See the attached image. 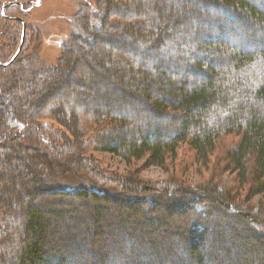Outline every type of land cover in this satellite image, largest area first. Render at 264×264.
Listing matches in <instances>:
<instances>
[{
    "label": "trees",
    "instance_id": "obj_1",
    "mask_svg": "<svg viewBox=\"0 0 264 264\" xmlns=\"http://www.w3.org/2000/svg\"><path fill=\"white\" fill-rule=\"evenodd\" d=\"M186 1L102 0L99 5L106 16L100 25L82 30L79 25L85 24L87 14L75 20L55 66L48 67L35 52L21 53L8 67L0 63V264H117L122 256L113 245L110 262L105 260L109 255L103 254L100 234L93 230L83 227L82 232L90 234L87 240L74 233L58 239L48 232L50 222L74 221L70 212L90 202L101 213L106 202L123 203L134 223L143 227L155 218L160 223L179 221L166 213L175 209L188 224L181 227L182 234L192 235L187 237L190 251L181 255L188 264L230 259L237 263L239 257L218 253L226 238L216 235L215 226L228 219L238 225L234 229L247 226L264 244V201L255 207L252 199L235 197L211 181L200 188L152 185L138 178V170L128 178L106 179L88 155L109 153L128 165L147 158V166L163 168L188 142L205 163L214 156L218 139L235 135L240 141L226 153L227 168L237 173L241 185L249 186L246 193L251 198L264 196V0L192 3L208 15L215 13L211 19L210 15L199 19L193 12L185 15L190 6H174ZM10 4L1 9L8 12ZM240 12L245 21L255 23L251 32L257 45L231 40L230 33L239 30L234 25ZM179 15L181 21L174 22ZM223 16L232 23L222 24ZM204 28L211 29L206 36L201 35L207 34ZM165 31L171 36L165 38ZM192 34L197 42L203 41L196 49L200 45L204 56L182 70L190 56L184 49L195 47L187 40ZM149 51L158 54L147 59ZM64 87L67 93L62 94ZM111 97L121 98L126 107L115 105ZM129 104L141 107L138 116ZM63 201H77L78 209L53 214V204ZM101 213L91 219L98 220V226ZM211 235L215 238L209 244L211 252L200 251L198 241L206 242ZM58 240L62 247L56 253L50 242ZM144 245L145 254L152 245ZM141 261L138 254L127 264Z\"/></svg>",
    "mask_w": 264,
    "mask_h": 264
},
{
    "label": "rangeland",
    "instance_id": "obj_2",
    "mask_svg": "<svg viewBox=\"0 0 264 264\" xmlns=\"http://www.w3.org/2000/svg\"><path fill=\"white\" fill-rule=\"evenodd\" d=\"M101 1L102 0H0V9L3 5L19 2L16 3L18 5L10 7L8 12H4V10L2 9L0 10V63L9 62L16 54L21 44L23 27L25 26L26 41L24 43L22 55H30L35 52L43 59L48 67L55 66L60 59L63 44L71 38L72 32H74L75 30L73 28L75 20L81 21L83 19L81 17L87 14V19H85L86 21H83V23L85 24L80 23L79 25V29L82 30L84 28H88L89 25H100L99 23L103 20L102 16H106L105 11L99 5ZM195 1L196 0H187L186 2H182V4H174V6L179 8L180 5L187 7L190 6L189 11H186L184 14L189 15L190 12H193L194 14L198 15L199 19H202L200 18L202 17L201 15H210V19L217 17L213 12H211V14L209 12L208 15V13L202 12L198 7L193 8L192 3H196ZM203 4H206V2L204 0H202V2L199 0V6ZM168 6L171 7V4H168ZM241 13L242 12H240V14H237V18L235 19L238 23L234 25V27L238 28L239 30L231 32L232 34L230 33L229 36H231L232 39L231 37L230 39L232 41L245 40L244 42H246L247 44H251L252 42L253 44L257 45L256 41L252 39L256 36L251 32V30H253V28L255 27V23L251 20L249 22L245 21L246 15ZM241 15H244L245 18L241 17ZM181 17L179 15V17L175 18L173 21L180 22ZM223 18L222 24L230 25V23H232L229 17L223 16ZM210 19H207L208 22L211 21ZM169 21L172 22V20ZM192 25L194 29V27L197 26V22ZM107 29L109 30V26L107 27ZM204 30L207 32V34L201 33L202 36H206L211 32V29L208 28H204ZM162 34L165 38L169 35L168 32ZM195 35L196 34H192L190 38H187L188 42L191 45H195V47L189 46L188 48L184 49V52H188L190 56L185 59V61L187 62L181 64L182 70L184 68L187 69L189 65H193L192 62L195 63V60L197 61V59L203 58L204 56L201 48H199L200 45L196 49V45L202 44L203 41L199 40V42H197L195 40ZM107 40L111 42L109 38ZM216 42L219 41L216 40ZM86 51L88 52V50ZM162 52H167V50H163ZM145 54L147 59H150L155 58L158 53L157 51H149ZM101 76L106 78L108 75L103 72L101 73ZM185 80L187 81L190 79L185 77ZM100 88L102 89V87ZM109 91L111 92V90ZM112 92L114 94L115 90H112ZM60 93H67L66 88L64 87V89H61ZM111 100L115 105L120 107H126L127 105L126 102L121 100V98L118 99L116 97H111ZM129 105H132L129 106V108L136 111L135 113L138 116L140 114L139 111L141 110V107L137 105L133 106V104ZM44 122L47 125L52 124L48 121ZM54 125V128L57 131L64 132V135L70 137L69 134L65 133V129L59 128L58 124ZM239 141L240 138L236 137L235 135L224 134V136H222L217 141V148L214 156H212L210 160L205 163L202 162L200 158H198L196 152L189 146L188 142L185 144L182 143L177 151V156L174 159L169 158L163 168H160L158 166H147V158H144L141 161H134L131 165H128L120 157L109 153L91 151L88 152V155H92L93 162L99 170L98 173L100 174V177H105L106 179H110L115 176L128 178L130 177V174H133L138 170V178L152 185H156L155 183H170L185 187L200 188L204 184H207L208 181H211L215 184L220 185L222 188H225V190H231L232 194L235 195V197L243 199L247 197L252 199L253 201L251 200L252 203L250 204L258 207V204L264 201V196L260 195L251 198L246 193L249 186L241 185L238 180L237 173L234 171H230L227 168L226 153L228 150L230 151L232 147L236 146ZM8 177L12 176L8 175ZM106 203L108 207H106L102 213L94 207V205L97 204L93 202H90L87 207L79 209L75 206L79 204L77 201H73L72 203H69L67 201L55 203L53 204L52 208L54 209L53 214H56L60 211L63 212L71 208H77L78 211L70 212V215H73L74 217V221L66 222L67 220H65L55 224L50 222L48 232L52 231V233H55L53 234L56 235V237L54 238L58 239H60L61 237L70 238L71 234L74 233L77 236H80L81 238L87 240V238L90 236L89 232L93 230L94 234H100V236H93V238L97 237L99 238V240H101L100 246L103 245V254L107 252L109 255L105 260L109 259L110 262V247H113V245L118 256H122L119 257L121 258V260H119L117 264H127V260H131V258L135 257V255L138 256V254L142 257V261L140 264H165L166 261H168L170 264L189 263V261L181 260V255L183 250L190 251L191 245L187 246V237H192V235L188 234L189 232L182 234L181 227H186L188 226V224L185 222V218L179 216L175 209V211H167L166 213L172 215L171 217L175 219L178 218L179 221L172 220V222L160 223L159 220L155 218L154 221L150 220L151 224L144 223L143 227L142 225H138L136 222L134 223V221L131 219L132 216L130 214L129 208L126 207L123 203L119 202L120 204H118L117 202L111 201H109V203ZM101 205L103 206L104 204L102 203ZM40 210H45V205L41 207ZM185 210L186 209H184V211ZM211 211L219 212L218 210L214 209H212ZM100 213L102 216V224L98 226V220L94 223L93 221H91V219L96 218L100 215ZM141 215L143 216L142 213ZM49 219L53 220L54 216ZM125 221H128L129 224L127 223L128 225H126L124 223ZM233 221L234 220L228 219L222 226H215V228L217 229V231H215L216 235L223 234V236H225L226 238V241L221 244V250L218 251V253L221 255L229 254L232 255V257L239 258L236 261L237 263H235V261H231L230 259L222 261L221 263L218 262L217 264H225L231 262L233 264H238L242 263V261L246 262L244 264H249L252 259H257L261 255H263L264 257L263 241L261 239H258L255 234L251 233V231L245 225H242L241 228L238 227L234 229L235 226L238 225ZM83 227H86L89 232H82ZM99 230L102 232H98ZM208 230L212 231V229L209 227ZM201 234L202 229L200 230L199 236ZM157 239L161 240L160 243L157 241ZM214 239L215 238L211 235L206 242L204 240H199L197 244L201 247L200 251L205 253L207 250L203 251L202 249H208L207 252H211L209 244ZM73 240L77 242L75 238H73ZM178 240H181L182 244H180ZM141 241L144 242V250L146 246L144 244L150 243L152 245L150 249H146L145 254L143 249H140ZM50 243L56 253L58 251L59 245L60 247H62L59 240L56 242L51 241ZM116 243H118L119 245ZM235 246L237 247L238 251L235 249ZM240 246H243V249H241ZM136 247H138V249H136ZM97 249V254L98 256H100V247L97 246ZM246 249L247 251H245ZM262 258L259 263L257 261L253 262L255 264H264V262H262ZM245 259L249 261H246ZM207 262L210 263L209 261Z\"/></svg>",
    "mask_w": 264,
    "mask_h": 264
},
{
    "label": "water",
    "instance_id": "obj_3",
    "mask_svg": "<svg viewBox=\"0 0 264 264\" xmlns=\"http://www.w3.org/2000/svg\"><path fill=\"white\" fill-rule=\"evenodd\" d=\"M16 5H18V4L11 3L9 6H16ZM25 36H26V27L24 26L23 27V34H22L21 44L19 46V49H18L17 53L14 55V57L8 63H6L3 66H5V67L11 66L18 59V57L20 56V54L22 53V50L24 48V43H25V39H26Z\"/></svg>",
    "mask_w": 264,
    "mask_h": 264
}]
</instances>
